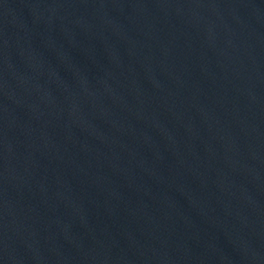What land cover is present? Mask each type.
Segmentation results:
<instances>
[{
    "label": "water",
    "instance_id": "water-1",
    "mask_svg": "<svg viewBox=\"0 0 264 264\" xmlns=\"http://www.w3.org/2000/svg\"><path fill=\"white\" fill-rule=\"evenodd\" d=\"M0 264H264V0H0Z\"/></svg>",
    "mask_w": 264,
    "mask_h": 264
}]
</instances>
